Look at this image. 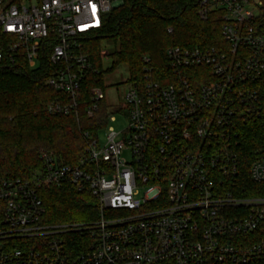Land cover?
<instances>
[{
	"label": "built area",
	"instance_id": "2783aa9c",
	"mask_svg": "<svg viewBox=\"0 0 264 264\" xmlns=\"http://www.w3.org/2000/svg\"><path fill=\"white\" fill-rule=\"evenodd\" d=\"M124 1L0 0V66L3 45L8 65L21 54L69 100L49 112L69 114L87 74L102 73L82 39ZM197 10L201 20L221 13V48L170 47L175 80L167 86L146 66L141 86L128 81L127 126L109 127V116L103 146L86 133L78 164L41 152L42 170L0 179V264H264V196L256 195L264 142L251 156L250 184L240 155L242 128L264 123V0H197ZM194 69L203 72L198 86L187 74ZM91 94L93 118L106 95ZM62 186L95 199L102 218L47 224L42 193ZM75 233L85 242L71 247Z\"/></svg>",
	"mask_w": 264,
	"mask_h": 264
},
{
	"label": "trees",
	"instance_id": "16d2710c",
	"mask_svg": "<svg viewBox=\"0 0 264 264\" xmlns=\"http://www.w3.org/2000/svg\"><path fill=\"white\" fill-rule=\"evenodd\" d=\"M197 12V0H125L107 15L102 29L82 39V53L89 57L93 70H102V73L99 79L92 72L87 74L77 106L67 115L49 112L55 102L66 104L69 100L64 94L45 86L46 72L41 68L30 69L21 54L14 64L8 65L7 46L3 45L0 179L29 178L42 170L41 152L54 155L60 163L78 164L84 156L85 134L97 137L99 131L107 127L108 117L118 113L104 99L98 104L93 118L87 114L92 105V89L98 87L105 91L103 71L107 72L101 56L103 40L108 39L114 44V52H106V59L112 62L110 71L126 67L129 82L137 86L144 82L146 66L152 69L154 81L163 86L174 82L166 55L170 47L221 48L224 44L221 13L213 12L207 20H201ZM170 28L172 34L168 33ZM202 73L199 69L187 71L195 86L199 85L197 77ZM241 135V175L244 182L250 184L251 156L264 142V123L245 125ZM256 195L264 196V186L258 187ZM42 200L47 210L45 222L50 225L87 223L99 215L96 200L88 194H79L70 186L49 187L43 191ZM72 237L68 238L71 247L80 241Z\"/></svg>",
	"mask_w": 264,
	"mask_h": 264
},
{
	"label": "rangeland",
	"instance_id": "374dc122",
	"mask_svg": "<svg viewBox=\"0 0 264 264\" xmlns=\"http://www.w3.org/2000/svg\"><path fill=\"white\" fill-rule=\"evenodd\" d=\"M102 50L108 53L114 52V44L106 39L102 42ZM102 63L104 64V69H106L107 74H105V71H103V84L105 86V95H106V102L111 108H113L116 112V122H111L109 124V127H113L117 131L123 130L127 124L128 120L125 114V109L123 107V102L125 101V96L129 90V72L128 69L124 66L118 67L114 71H110L111 67V60L103 59ZM106 133L107 130L103 129L99 131V139H100V145L103 146L106 142ZM102 218V215L99 212V215L95 218V220H90L88 222H94L98 221ZM86 223H78L75 225H84ZM73 236V237H72ZM69 237H72L71 239L77 238L76 241L80 240L85 242V239L82 237L81 233H75L74 235H69ZM67 237V238H69ZM65 239V237H63Z\"/></svg>",
	"mask_w": 264,
	"mask_h": 264
}]
</instances>
